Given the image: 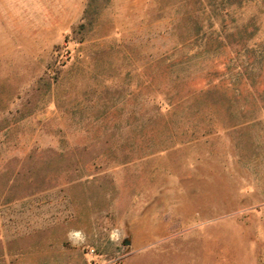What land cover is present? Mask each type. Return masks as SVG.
Masks as SVG:
<instances>
[{"label": "rangeland", "instance_id": "rangeland-1", "mask_svg": "<svg viewBox=\"0 0 264 264\" xmlns=\"http://www.w3.org/2000/svg\"><path fill=\"white\" fill-rule=\"evenodd\" d=\"M0 264H264V0H0Z\"/></svg>", "mask_w": 264, "mask_h": 264}, {"label": "water", "instance_id": "water-1", "mask_svg": "<svg viewBox=\"0 0 264 264\" xmlns=\"http://www.w3.org/2000/svg\"><path fill=\"white\" fill-rule=\"evenodd\" d=\"M126 244H128L129 242L128 241H125Z\"/></svg>", "mask_w": 264, "mask_h": 264}]
</instances>
